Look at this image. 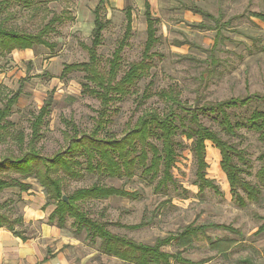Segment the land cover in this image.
I'll list each match as a JSON object with an SVG mask.
<instances>
[{"label":"rangeland","instance_id":"rangeland-1","mask_svg":"<svg viewBox=\"0 0 264 264\" xmlns=\"http://www.w3.org/2000/svg\"><path fill=\"white\" fill-rule=\"evenodd\" d=\"M145 0H107L101 10L108 21L102 32V42L96 49L101 73L109 69L112 54L122 42L126 27V11L131 15V29L120 51L116 80H119L132 63L142 59L146 42ZM99 0L52 1L35 9L10 6L1 18L5 24L22 31L37 33L56 15L61 22L47 40L53 48L36 46L31 50H16L0 56V108L19 92L12 108L8 131L21 133L22 146L8 138L0 146V157L17 156L27 150L31 138V123L41 107L50 100V111L39 130L36 150L42 156L62 151L66 134L78 135L92 131L100 101L83 93L84 73L73 71L62 75L65 66L86 63L87 48L91 45L94 14ZM150 17L154 21L156 43L150 51L147 75L131 92L109 103L105 131L115 139L122 138L135 121L146 111L162 113L166 103L155 93L172 89L188 105L203 106L229 98L247 95H264V0H147ZM34 8V7H33ZM0 18V19H1ZM144 92L151 94L142 101ZM259 103L228 111L232 122L244 121L252 111L262 109ZM202 122L220 133L244 154L247 161L242 179L258 185L255 173L257 157L264 151V139L244 129L228 137L217 123L207 117ZM73 125L74 130L71 129ZM79 137V136H78ZM178 156L172 170L173 183L165 190H155V184L139 176L118 179H98L86 176L71 181L67 191L89 187L93 183L112 186L137 193V199L111 197L90 201L85 209L90 216L116 235L134 242L152 245L179 233L186 226L217 225L225 228H207L205 237L199 238L181 257L194 264H264V188L257 203L247 202L239 207L220 169V154L211 143H206V177L217 191L199 190L195 183L196 166L191 152V142L179 134ZM240 165V164H239ZM12 177H17L11 174ZM31 185L27 192L18 189L0 194V203L12 200L23 224L16 226L26 237L41 236L47 217L54 209L45 206L42 188L33 179L23 180ZM245 197L242 192H239ZM67 220L65 228L57 229L61 248L67 251L76 264H126L100 251V242H90L85 233L75 236ZM143 224L138 229L128 226ZM229 227V229H227ZM262 228V230H261ZM11 234L6 229H1ZM208 240L209 242H207ZM162 250L176 252L175 244ZM172 264H181L172 262Z\"/></svg>","mask_w":264,"mask_h":264},{"label":"trees","instance_id":"trees-1","mask_svg":"<svg viewBox=\"0 0 264 264\" xmlns=\"http://www.w3.org/2000/svg\"><path fill=\"white\" fill-rule=\"evenodd\" d=\"M52 1L61 0H0V18L10 6H19L21 9L32 8L38 11V6ZM106 1L99 0L93 11L92 40L90 47L87 48L88 62L67 65L62 73L65 75L73 71L83 72L85 79L82 84L83 93L99 99L100 108L94 119L92 131L81 135H78L76 131L67 133L65 148L62 151L48 157L40 155L36 150V144L39 139V130L50 111V100H47L31 123L32 135L28 141L27 150L21 149L17 156L0 157V194L10 189H18L20 193L27 192L31 189V185L23 180L33 179L42 188L46 197L45 206L54 207L47 217V225L62 230L67 220H71L70 226L75 236L85 233L90 242H100L99 248L102 254L126 264H172V262L194 264L185 261L181 253L192 248L199 238L205 237L207 228L225 227L189 225L175 235L156 239L152 245L137 243L111 233L107 229L106 222L102 223L93 219L85 209L90 201L107 200L111 197L137 199V193L98 182L89 187L75 189L70 193L66 185L71 181H80L86 176H96L98 179H118L130 178L139 172V176L144 178L148 184H155V190H165L169 184L173 183L172 170L177 161L179 147L176 136L180 132L191 142V152L196 166L195 183L199 190L210 188L217 191L213 182L206 177L208 169L206 143H211L220 154V169L226 178L235 203L239 207H245L247 202L257 203L261 199L260 188H264V151L257 157L259 167L255 173V179L258 185L243 180L241 175L247 164L243 152L223 140L218 131L205 125L202 117L216 122L220 132L228 137H234L237 131L244 129L258 134L263 140L264 95L252 94L203 106L197 104L191 106L180 101L178 93L174 90H162L155 93V96L166 103V109L162 113L144 112L122 138L115 139L104 128L109 103L114 99L121 100L127 96L131 89L147 75L150 51L156 43V38L153 28L154 21L150 17V6L145 0L147 38L142 59L137 63H132L124 75L116 80L120 51L131 29V15L126 11L127 24L123 40L112 54L109 69L102 74L96 49L102 42V32L108 24V21L101 15L103 4ZM6 21L8 17L0 19V56L16 50H31L36 46L53 48L54 46L48 42L47 37L55 31V26L61 22V18L52 15L37 33H29L9 26L5 24ZM149 96L151 94L147 95V92H144L141 100L144 101ZM18 97L19 92L9 98L0 108V146L8 138L18 146L23 144L21 133L11 135L8 131L7 118L13 106L16 105ZM256 102L263 108L252 111L244 121L232 122L229 110L247 107ZM70 125L74 130L73 125ZM11 174L17 177H12ZM239 192H242L245 197H242ZM63 196L66 197V202L62 200ZM13 203L12 200L0 203V229H6L14 237L25 242L30 238L16 229V226L23 224V217L17 214ZM142 226L143 224H137L127 228L135 230ZM173 243L176 246L174 254H168L162 250L163 247Z\"/></svg>","mask_w":264,"mask_h":264},{"label":"crops","instance_id":"crops-1","mask_svg":"<svg viewBox=\"0 0 264 264\" xmlns=\"http://www.w3.org/2000/svg\"><path fill=\"white\" fill-rule=\"evenodd\" d=\"M59 239L57 229L48 225L41 236L25 242L0 229V264H76L61 248Z\"/></svg>","mask_w":264,"mask_h":264},{"label":"water","instance_id":"water-1","mask_svg":"<svg viewBox=\"0 0 264 264\" xmlns=\"http://www.w3.org/2000/svg\"><path fill=\"white\" fill-rule=\"evenodd\" d=\"M62 200L65 202L67 201L65 196L62 197Z\"/></svg>","mask_w":264,"mask_h":264}]
</instances>
